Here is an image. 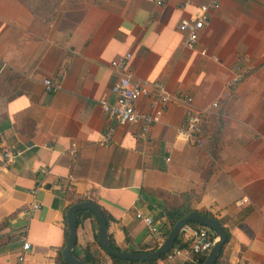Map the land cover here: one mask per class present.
<instances>
[{"label": "crops", "instance_id": "0c3cea01", "mask_svg": "<svg viewBox=\"0 0 264 264\" xmlns=\"http://www.w3.org/2000/svg\"><path fill=\"white\" fill-rule=\"evenodd\" d=\"M36 1L0 0V264H60L76 199L107 214L108 237L120 249L159 245L135 213L150 214L164 240L159 214L179 206L183 193L195 212L223 222V262L264 264V0H221L194 49L183 46L177 26L209 0L185 8L184 0ZM128 52L136 77L188 93L196 109L218 101L195 139L178 135L182 101L169 103L147 140L136 137L138 125H118L103 112L99 100L113 101L120 76L110 61ZM238 67L243 79L228 86ZM137 107L147 110L148 101ZM107 129L114 133L104 146ZM8 149L21 151L11 163ZM34 199L40 207L31 211ZM96 235L98 223L82 218L72 254L112 264ZM168 260L158 264L190 261Z\"/></svg>", "mask_w": 264, "mask_h": 264}, {"label": "built area", "instance_id": "2783aa9c", "mask_svg": "<svg viewBox=\"0 0 264 264\" xmlns=\"http://www.w3.org/2000/svg\"><path fill=\"white\" fill-rule=\"evenodd\" d=\"M167 1L155 0V4L160 6ZM189 4H192V0H184L182 7L185 8ZM220 5L221 0H209L206 3L199 4L195 7L196 9L194 11L189 13L187 18L179 22L177 28L184 34V47L188 49L195 48L200 31L209 23V12L217 10ZM199 54L203 56L208 55L206 49L200 50ZM131 58L132 54L128 52L110 61V66L120 76L110 87V94L113 96V101H109L107 97L100 98L99 100L103 112L114 119L118 125H138L139 128L136 137L141 140H147L150 127L159 122L161 115L167 109L169 103L172 101H182L186 105V112L183 123L178 128V135L185 140L195 139V136L200 132L203 115L209 109L217 107L219 104L218 101H213L206 109L193 108V99L188 93L177 91L175 94H170L166 90L163 82L148 81L136 77L130 69ZM245 72V69L238 67L228 86L239 83L243 79ZM43 84L47 91H52L55 88L51 79H44ZM140 100L148 101L147 110L138 109L137 105ZM113 133V129H107L101 133L99 143L104 146H109L112 143ZM74 148L72 149L73 152H75ZM20 154L21 151L17 149L6 150L3 153L5 163H11ZM39 207L40 203L34 199L31 203V211H36ZM135 216L147 226L154 239L159 243L163 241V233L160 226L150 214L137 210ZM181 233L185 238L190 240L189 248H172L167 253V259L171 260L174 256L184 254L185 260H191L195 255H206L217 240L212 230L202 226H191L188 224L182 229ZM29 247V243L25 242L22 245V250L26 251ZM18 260L19 262H23V253L19 255Z\"/></svg>", "mask_w": 264, "mask_h": 264}, {"label": "water", "instance_id": "95a60500", "mask_svg": "<svg viewBox=\"0 0 264 264\" xmlns=\"http://www.w3.org/2000/svg\"><path fill=\"white\" fill-rule=\"evenodd\" d=\"M81 209H88L92 211L96 216L98 223V242L104 249V251L109 256L121 259H130L142 262L158 260L161 255H164L174 247L176 239L180 235L182 229L186 225H188L189 222L193 221L199 222L209 229H212L218 237V240L214 243L210 251L207 253L203 264H215L224 244L228 239L227 232L216 219L192 211L176 221V223L168 232L167 236L158 245L156 250L152 252H123L112 248L108 237L107 219L102 210L92 202L81 201L72 204L66 211L67 239L66 245L62 250V258L65 264H87L83 260L77 258L72 254L73 248L76 243L77 212Z\"/></svg>", "mask_w": 264, "mask_h": 264}, {"label": "trees", "instance_id": "16d2710c", "mask_svg": "<svg viewBox=\"0 0 264 264\" xmlns=\"http://www.w3.org/2000/svg\"><path fill=\"white\" fill-rule=\"evenodd\" d=\"M24 1V0H21ZM215 135L216 133L212 132L209 139H208V147H210V145H214L215 144ZM215 152V150H212V153ZM214 154V153H213ZM182 202L179 206H170V205H165L163 208V211L159 214V216L164 217L165 219V225L167 226V229L164 233V236L166 237L168 232L170 231V229L173 227V225L176 223L177 220H179L180 218L184 217L185 215H187L188 213L194 211V209L191 207L190 205V200L187 198L188 197V193H183L182 195ZM81 199H76L73 201L74 203H78L81 202ZM102 212L104 213V215L107 217V214L102 210ZM201 214L207 215L211 218H213L210 214L208 213H202ZM84 217H90L92 218L95 222H97V218L94 215V213L88 209H81L77 212V223ZM108 219V217H107ZM219 222V224L223 227V222L221 220H217ZM195 222H190L189 224H193ZM198 224V223H197ZM224 228V227H223ZM225 231L227 232L226 228H224ZM181 236L179 235L178 238L176 239V243L175 245H177V247L179 248H189V245H187L185 242H183L181 240ZM109 241L110 244L112 246V248L116 249V250H120L123 252H152L154 250H156V248L158 247V243H153L152 245H149L147 247L135 250V249H130V250H123L120 249L119 247H117L111 240V237H109ZM96 242L99 246H101L98 242V235H96ZM102 248V247H101ZM103 249V248H102ZM168 253V252H167ZM167 253H165L164 255H161V257L156 260V261H146V262H142V261H134V260H130V259H121V258H117V257H112L109 256L111 259L112 264H158L159 261H164V262H169V260L167 259ZM73 254L75 255V252L73 251ZM205 254H200V255H195L192 257V259L188 262H185L184 264H203L204 259H205ZM85 263L87 264H96L95 262H93L92 260L86 258V257H82V259ZM59 263L60 264H65L61 255L59 257ZM215 264H228L225 263L221 260V253L216 261Z\"/></svg>", "mask_w": 264, "mask_h": 264}, {"label": "rangeland", "instance_id": "374dc122", "mask_svg": "<svg viewBox=\"0 0 264 264\" xmlns=\"http://www.w3.org/2000/svg\"><path fill=\"white\" fill-rule=\"evenodd\" d=\"M45 1H47V0H45ZM50 2H51V0H50ZM36 3H37V5H38V3H39V4H44L45 2L40 1V0H37ZM48 4H49V3H48Z\"/></svg>", "mask_w": 264, "mask_h": 264}]
</instances>
